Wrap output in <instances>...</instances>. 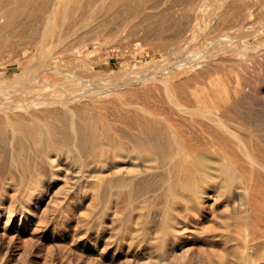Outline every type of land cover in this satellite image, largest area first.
<instances>
[{"label":"rangeland","instance_id":"rangeland-1","mask_svg":"<svg viewBox=\"0 0 264 264\" xmlns=\"http://www.w3.org/2000/svg\"><path fill=\"white\" fill-rule=\"evenodd\" d=\"M23 1L24 0H6L5 2L2 0L0 2V7L5 6V3H14L10 5H14V7L18 8L17 10L15 8L18 13V15L17 13L14 14V16L17 15L16 17L12 16V18H10V22L8 21V23L0 25V77L2 76L0 79L15 75L18 79L21 78V69L29 70V68L32 69L33 66V68L36 69L39 64V53L37 52V49H40L43 45L51 46L55 44L56 39L51 41L52 43L49 40L50 31L55 32V35L61 33L62 40H65V45L69 46V52H71L70 55H67L66 52L61 54V63L63 65L66 67L71 66L70 69L73 68V71H77L78 69L76 68L81 67L77 72H84V68H86L87 72H84L86 73L84 74V78L90 86L93 85V82L96 83V80L104 79L108 85L119 88L118 90L113 91V93L106 95L102 100L95 101V103L93 102L95 105L91 103L90 105H83L82 107V111H84V113L87 114L88 112L90 115L93 113L91 117L90 115L87 116L84 114L87 118L89 117L88 119H90L93 124H97V122H99L98 124L100 127L102 126L101 123L103 124V122H105L104 120L111 119L114 123L109 121L113 124L111 125L109 123V125L112 128L115 127L114 129H117L116 127L119 125L116 122L120 121V119L118 120L117 118V114L120 118L122 114L121 112H123L122 110H125L126 108L140 111L142 109L141 106H143L146 110L161 111L164 109V111H166L172 107L166 95L167 88L165 87V84L161 82V80L163 81L165 78V74L162 72V69L164 66H167L168 61L176 58L178 59L180 53L176 47L182 46V49L180 48L181 51L185 50L184 52L186 54H184L189 55V59L190 56L194 58L196 55L200 58L193 63V66H196L193 70L172 77L169 83H171L170 86L172 89L173 86L174 88L176 87L173 91L176 94L181 95L183 91L189 92V90H194L199 93L200 98H204V102H199L201 105H208L210 107H213V105L217 107L221 106L220 108L222 109L225 105L230 106L233 109V114L237 116L235 122L245 128V130H242L244 128H239L240 131L242 130L243 132H239L238 129L240 135L244 140L247 139L248 142L251 143H247V145L248 147L250 146L249 148L255 152L256 155L259 157L263 155L261 157H264V151H262L264 145H261V147L259 146V144H264V0H231L233 4L230 6V9L229 7H223L225 0H102V3L99 2L101 0H77V3L79 1L80 3L82 2L81 5L79 3L81 6L80 8H82L83 3V7L87 8V11L82 8L83 11L81 9L80 12V8L78 9L79 6L77 8L73 6L76 4V0H74V4L72 1L70 5L73 4L71 8H74L76 11L68 8V13H63L62 9H59L56 12L49 11L48 8L50 7L47 5L51 4L52 0H26L27 3H25L26 1ZM89 1H91L92 4L90 2L89 5H87ZM103 1L107 3V5H104L105 3H103ZM107 1H110L111 3H108ZM16 2L18 3V6ZM93 2H97L103 6L95 3L93 4ZM20 3H23L25 8L23 7V4H21L20 7ZM95 5L98 6L96 7ZM192 5L195 6V9L190 11V9L193 8ZM75 6H77V4ZM35 7H38L39 9H36ZM235 7L236 11H234ZM241 8L242 10H240ZM243 8L246 10H243ZM45 9L46 11L48 10V12H46ZM222 9H227L226 11L231 12H227V15H223L222 13L224 11ZM252 11H256V15ZM191 12L194 14L193 22L191 27H189L185 32L183 27H185L188 20L187 16L189 17ZM235 12L237 15L234 16V14H236ZM231 13L233 15H231ZM228 14H230V18ZM240 14L241 16H244L240 17ZM219 15L220 18L218 20ZM215 16H218L217 19ZM226 16L228 17L227 19ZM239 18H241L240 20L242 21L238 20ZM44 19H48L50 21L45 27L43 25V22L45 21ZM236 20L239 23L235 22ZM209 21L216 23L222 22L216 27H206V29L204 28L201 30L196 28L197 23L203 22L206 24V22L208 23ZM3 26L5 28H3ZM2 28L4 30L3 32L1 30ZM44 29L48 32L46 39L42 38V30ZM253 29L255 32H253ZM174 33H176V35ZM259 33H262L263 35H260ZM218 36L231 37L232 40L229 42H222L223 44L221 45V42L217 41L219 39ZM262 38L263 41H261ZM182 42L187 48L183 46ZM226 43L229 47L224 45ZM222 46H225L226 49ZM259 46L262 47V49ZM33 49L36 52L22 62H17L14 58L19 52L25 51L26 53L31 54V50ZM258 51L259 53H257ZM194 54L195 56H193ZM175 55L177 57H175ZM134 74H137V78L132 83L127 84V81L130 80V77ZM154 74L157 76V80H151L150 75L152 76ZM197 75L198 77H196ZM185 77H189L190 79H188L190 81L182 79H185ZM57 80L58 79L51 78L52 83H55ZM179 81L184 83L181 84ZM180 84L183 87H181ZM188 85L190 86L186 87ZM191 85L193 87L195 86L194 89H192L193 87ZM31 86L34 85L31 84ZM1 87L6 86L2 85ZM9 87L17 89L21 86L18 84H12V86H7L6 88ZM36 88L39 90L38 86H36ZM195 88H197V90ZM201 90H203V94ZM19 92L23 98H26L23 89ZM220 93L222 96L218 95ZM49 94V91H45L42 96H47ZM208 97L213 98L209 99ZM165 99L170 104L165 102ZM211 99L213 100V103ZM236 101H238L237 103H241L236 105ZM195 103L196 101H194L193 104L190 102L191 105H198V103ZM233 103H235V105H233ZM130 104L134 105L130 106ZM168 105L169 108H167ZM161 106L164 108H161ZM120 107L124 108L121 109ZM240 107L243 112L241 114L244 116L239 115V112H241ZM86 110L88 111L86 112ZM116 110L119 111V113L116 112ZM250 112L251 115H249ZM253 114L256 115L252 116ZM239 116H241V118ZM92 117H95V119ZM252 117L253 119H251ZM102 118L104 120H102ZM98 119L102 120L101 123ZM247 120H249L251 124L247 122ZM104 124L108 123L105 122ZM55 125L54 126L57 127V131H59L61 126L60 123L57 124L55 121ZM256 131L258 133H256ZM254 136L258 138L255 139ZM245 142L247 141L245 140ZM231 143L232 142H228V147H232L234 145L235 149H228L230 152L226 149L228 153H224L223 150L219 151V147L218 151L221 155L223 153L222 156L219 155V158H223V161H226V158L229 157L228 161L232 163L231 161L234 162L236 159L233 156H237V159L235 160L237 163H234L237 165H233L237 168H240L238 165L242 167L244 166L246 169L248 168L247 170L250 169L249 173L252 174L251 171L254 168L246 164L243 160L241 151L238 149L236 144L233 143L232 146H229ZM257 145L259 148L256 147ZM206 148L207 150L209 149V152L216 153L215 151L210 150V146H207ZM232 149H234V152ZM255 150H258V153ZM236 152L237 154L239 152V155H235L234 153ZM225 154L229 155L227 156ZM71 158L74 159L72 160ZM76 160L77 157L75 155L69 156L67 160L68 163L70 164L72 161L70 165L67 163L69 169L71 168L70 170L67 169L68 166H64V168L62 167L60 169L61 173H45L40 177V183H38L39 185L37 182L34 183L31 180V173H0V184L3 182V185H0V210H3V213L0 215V264H240V257L244 252V247L243 242L235 238L238 233L241 234L239 232V225L237 228L238 230H236V226L239 223L240 225L241 223L242 225L245 224V217H242V213L245 212L242 209H244L243 205L245 204V201H247L248 195L242 192L239 188L235 190L236 187L234 186H232L233 188L231 187L233 192L228 189V191L225 190L227 191L225 193L224 189L220 186L223 181L222 177L218 178L219 180L217 179L210 182L211 184L214 183L221 189L215 188L216 190H214V187H205V191L203 192L204 194L202 193L200 195L202 202L203 200L206 201L203 202L202 217L195 216V218L194 215L192 217L191 212L188 210H185V212H189L188 214H186L187 212L184 213L182 212L183 210H181L182 213H180V216L182 217H178L179 219L174 218L170 221L175 229L179 230L175 231V233L178 232L180 234L177 233L175 236V233L169 230H167L168 232L164 234L167 229V222L163 219L165 204L164 201L162 202V199L165 200L168 196L167 193L169 187L166 182L167 174L157 173L156 175V173H152L151 175V173H148L150 177L148 174L137 175L136 180V177L131 179V181H135L134 184L129 185V183H124L120 179L121 176L126 173H119L120 175H118L111 162L112 167H110V163L108 164L109 167L107 164L104 165L105 167L107 166L108 169L106 167L105 173H100L103 174V181L98 183V190L96 189L93 195L94 189L91 191V182L95 179L94 175L96 176V174L95 172L93 173V171L95 170L94 165L96 167L97 164L95 162H93V164L92 162H90L91 164H88L89 171L87 170L88 172H83V174H88L84 175L85 178L83 176L80 177L82 178L81 182L77 180L80 179L79 177L76 178V174H78L77 172L79 169L78 160ZM237 160L242 161L238 162ZM247 170L244 172L242 169H238L239 173L236 175L239 177L244 175L246 176V180L249 184L251 182L253 183L250 184V191L253 193L257 192V194H255L257 196L253 197L254 194L250 192L249 197H252L253 199L255 198L258 201L260 198L263 200V171H258V173L260 172L261 174H258L256 171L255 173L257 175L253 172L254 175L252 174V176L247 174ZM68 171L71 173H68ZM73 172H75V174ZM241 173L243 174L240 176ZM160 174L162 176L164 174V176L160 177ZM48 175L52 176V178ZM87 175L89 176L87 177ZM66 176L68 178L67 180H65ZM117 176H120L118 178L120 180L117 179L120 182L116 180ZM224 176L226 177L225 174H223V178H225ZM110 177H112V179ZM155 177L158 178L156 179ZM71 178L73 180L72 182H70ZM105 178H107L108 181H106ZM149 178H152V181L155 178L154 182L157 185L155 186L153 182V184H151V180ZM159 178H162V180L165 179V182L163 183L161 179V181H159ZM251 179L253 180L251 181ZM143 180L147 181H144L142 184ZM77 181L81 186L77 183ZM136 181H138L139 184ZM148 181L149 183H147ZM4 182H6V185H4ZM73 182H75L77 187ZM135 183L137 185H135ZM13 184H15V186ZM20 184H22V186H20ZM146 184L150 187L154 185V189L151 187L153 191L150 187L146 186ZM29 185L31 188H29ZM88 185L89 187L91 186V189ZM70 186L71 188H69ZM128 186L130 187L128 188ZM10 187H12V190ZM6 189L9 190V192ZM132 190L134 192L133 202H136L134 204L139 205L138 200H143L141 199L143 197L144 200H146H143L144 202L142 201L144 208L140 210L141 212H137L132 209ZM145 190H149L148 194ZM141 192H145V194H142ZM9 194L13 196H10ZM25 194H32L33 199L38 201V206L33 209L34 212H30L27 208V204L24 199L26 196ZM66 194L67 196H65ZM219 194L221 196H219ZM224 194L226 196H224ZM241 196L243 198H241ZM36 197L37 199H35ZM20 200L24 202V204L21 203ZM214 200L215 208L212 211L207 205L208 202H213ZM160 202L163 203V205ZM11 204H13L12 207ZM205 204L206 206H204ZM13 207L16 208L14 209ZM4 208L6 210H4ZM12 208L13 211H15L9 220L8 215L10 212L8 211ZM61 209L64 213L61 212ZM118 211L120 212L118 213ZM59 214L61 216H59ZM226 215L231 216V219H228ZM22 216L26 219L28 218L30 222L25 221V224H20ZM225 216L227 217L225 220L226 222L224 221ZM243 216H245V214H243ZM238 218L239 220L236 224V219ZM6 219L10 226H19L21 228H19L20 231L5 234L3 228L6 223ZM22 219V223H24V218ZM254 219L251 221L252 223L248 220V222H250V227L256 225V220ZM160 224L163 226L162 228L159 227ZM251 224H253V226H251ZM145 225L147 228L143 229L142 227ZM227 226L229 227L226 228ZM162 230L164 232H162ZM224 233H226L225 238L215 237L217 234ZM235 248L236 250L238 249V255L236 254ZM254 252V254H257L256 250H254ZM254 254L252 255V258L255 259L254 264H260L264 259H262L258 254L255 257ZM235 260H237V262H235Z\"/></svg>","mask_w":264,"mask_h":264},{"label":"bare ground","instance_id":"bare-ground-1","mask_svg":"<svg viewBox=\"0 0 264 264\" xmlns=\"http://www.w3.org/2000/svg\"><path fill=\"white\" fill-rule=\"evenodd\" d=\"M1 1L2 0H0V2ZM3 1L6 2V0H3ZM8 1H10V0H8ZM25 1L26 0H24L23 2H25ZM72 1L74 4V0H52V3L48 4L47 6L50 7V8H48L49 11L56 12L59 9H62L63 13H68L67 9L72 7L73 4L70 5V3ZM80 1H82V0H80ZM80 1L77 3V0H76L77 6H75L76 4L73 6L75 8H77L79 6L78 7V9H79L81 7L80 5L82 3V2L80 3ZM92 1H94V0H92ZM90 2L91 1H89L87 5H89ZM99 2L102 3V0ZM25 3H27V1ZM79 3H80V5H79ZM94 3L95 2H93V4ZM103 3H105V2L103 1ZM134 3H135V1H134ZM5 4H6L5 6L0 7V25L8 23V21L10 22V18H12V16H14V14L17 13L16 10L18 9V8L14 7V5L13 6L10 5V4H14V3H10V4L5 3ZM7 4H9V5H7ZM21 4H23V3L19 4L20 7H21ZM83 4H82V8H84ZM91 4H92V2H91ZM95 4H98V3L96 2ZM232 4L233 3L231 2V0H225V4H223V7L224 6L227 8L229 7V9H230V6ZM69 5H70V7H69ZM98 5H102V4H98ZM98 5H95V6L97 7ZM104 5H107V3H105ZM194 5H192L193 8L190 9V11H193L195 9ZM17 6H18V3H17ZM95 6H94V8H95ZM23 7L25 8L24 4H23ZM15 8H16V10H15ZM82 8H80L79 12L81 11ZM90 8H91V6H90ZM36 9H39V8L37 7ZM84 9H86V11H87V8H84ZM101 9H99V10H101ZM244 9L245 8H243V10ZM246 9H247V5H246ZM31 10H33V9H31ZM226 10L227 9L223 10L224 11L222 13L223 15H225V14L227 15L228 11H226ZM240 10H242V8ZM18 11H20V10H18ZM45 11H46V9H45ZM82 11H83V9H82ZM166 11H168V10H166ZM234 11H236V7H235ZM46 12H48V10ZM77 12H78V10H77ZM230 12H228V13H230ZM252 12H254V11H252ZM255 12H254V14H255ZM32 13H33V11H32ZM242 13H243V11H242ZM238 14H239V12H238ZM17 15H18V13H17ZM65 15H67V14H65ZM228 15L230 18V14H228ZM231 15H233V14L231 13ZM235 15H237V13L234 14V16ZM16 16H14V17H16ZM243 16L244 15L241 16V14H240V17H243ZM217 17H216V19H217ZM193 18H194V14H193V12H191L189 17L187 16L188 20L186 19L187 22L185 24V27H183L184 28L183 30L185 32L189 27H191V24L193 22ZM219 18H220V15L218 17V20H219ZM227 18L228 17L226 16V19ZM240 19L241 18H239L238 20H240ZM247 19H249V18H247ZM212 21H209L208 23L206 22V24L203 22H199L196 24V28L198 30H201L204 28L206 29V27H208V28L209 27H216L219 23L222 22L221 21L219 23H216V22H212ZM240 21H242V20H240ZM49 22L50 21L48 19H46L43 22L44 27L47 24H49ZM233 22H234V20H233ZM235 22H237V20ZM255 22H256V20H255ZM237 23H239V22H237ZM237 25H239V24H237ZM3 28H5V27L3 26ZM3 28L1 29L2 32L4 31ZM248 28H250V27H248ZM254 29H253V32H255ZM47 33L48 32L46 29L42 30V38L43 39L47 38ZM223 33H225V32H223ZM256 33H257V29H256ZM75 34H78V33H75ZM174 34L176 35V33H174ZM259 34L261 35L262 33H259ZM5 36H6V34H5ZM83 37H84V34H83ZM218 37H217V39H218ZM55 39H56V42L54 45H51V46L43 45L40 49H37V52L39 53V56H38L39 57V64H38V67L36 69L33 68L34 66L32 67V69L29 68V70L21 69V71H20L21 72L20 73L21 78H18V79L16 78V75L0 79V173H31V180L34 183L37 182V184H38V183H40L39 182L40 177L43 176L45 173H56V174L61 173L60 169L62 167L64 168V166L65 167L68 166L67 165L68 157L71 155H75L77 157V160H78V161L77 160L76 161L79 164L78 165L79 169L77 172L78 174H76V178L77 177L80 178L81 176L84 177L85 174H88V173L83 174V172L89 171L88 164L90 162H92V164H93V162H95L97 164L96 167L94 165L95 170L94 171L92 170L93 173L95 172V174H96V176L94 175V177H95L94 180L92 179L93 177L91 178L93 181L91 182L92 187L91 186L90 187L92 188L91 191H93V189H94L93 195L95 193V190L96 189L98 190V188H97L98 183L103 181V179H102L103 174H100V173H105L106 167L107 166L109 167L108 164L109 163L111 164V162L114 165V168L116 169V172L118 173V175H120L119 173H122V174L126 173L125 175L121 176L120 179L124 183H127V184L129 183V185L134 184L135 181L133 182V181H131V179H133V177H136L135 178V180H136L137 175L148 174V173H151V175H152V173H156V175H157V173H165V175L167 174L166 182H167L169 188H168L167 198L165 197L166 198L165 200L162 199V202L164 201V204H165L164 205L165 211L163 214L164 215L163 219H165V221L167 222L166 223L167 229L165 230L166 232H164L162 230V232H164V234H166L168 232L167 230L174 232V233H175V231H179V230L175 229V227L170 223V221L174 218H177V219L181 218L182 216H180L181 215L180 213H182V212H184V213L187 212L186 214L191 212L192 217H193V215H194V217L195 216H198V217L201 216L202 217V210H203V204H204L203 202H206V201L203 200V202H202L200 195L205 191L204 190L205 187H210V188L214 187V190H216L215 188L219 189L220 187H217V185H215L214 183H213L214 184L213 185L210 182L215 181L218 178L222 177L223 181H222V185L220 184V186L224 189L225 193L228 191V189L232 190V192H233L232 186H234V187H236L235 190H237V188H239L242 192H244L248 195V199H247V201H245V204L243 205L244 209L241 208L245 212V213H242V217H245V224L242 225V223H241L242 226L240 225V223L237 224V221L239 220V218L236 219V224H237L236 230H238L237 228L239 225V230H240L239 232L241 234H239L237 232L238 233L237 235H239V236L236 235L235 238L237 240L243 242V247H244V250L242 249L244 252L242 251L243 253L240 257V264H254L255 259L252 258V255L255 253L254 250L257 251L256 253L262 259H264V239H263V237H264V198H263V200H261V198H260V200H259L260 202H259L255 198L253 199L252 197H249L250 192L253 193L252 191H250V184L252 183L251 181L253 179H251V181H249V182H251L249 184L246 180V176L243 175L245 177L244 178L243 176L239 177L236 175L237 173H239L238 169H242L245 172L248 168L246 169L244 166L242 167L239 165H238V167H240V168H237L236 166H234V165H237V164H234V163H237V162H235V160L237 159V156L236 157L233 156L234 158H236L235 160L231 156V158L234 160V162L231 161L232 163H230V161H228L229 157L226 158V161H223V158H219V155H221V153L219 151L223 150L224 153H228L227 152L228 149L234 148L233 143L236 144L238 146V149L241 151V154L243 156V160L246 162V164L248 166L254 168L253 170H255V171H253L251 168L252 174H253V172L255 173L256 171H257V173H258V171H263V173H264V160H263L264 157H261L263 155H261L260 156L261 158H260L258 155L255 154V152H253L249 148L250 146L248 147L247 143H249V144H251V143L248 142L247 139H245L247 141V142H245V140L242 138V136L239 133L242 130H245V128L242 127L241 125H239V123L235 122L237 116L233 114V109L230 106H227L224 104L225 106L222 109V108H220L221 106L217 107V106H214L213 104H212L213 107H210L208 105H201V103L199 104V102H204L203 101L204 98L203 99L200 98L198 92H196L194 90L193 91L189 90V92L183 91V93L181 95H179L173 91V89H175L176 87L174 88V86H173V89H172L170 86L171 83H169V81L172 79L173 76L181 74V73H186V72L193 70V68L196 67V66H193V63H195L200 57L197 55L195 56V54H194L193 56H195V57L192 58L190 56V59H189V55H185L186 54L184 52L185 50L181 51V49H182L181 45H180L181 47H176V49L178 50L180 55L178 54L179 55L178 59L177 58L172 59V60L168 61L167 66H164V68L162 69V72L165 74V76H164L165 78L163 79V81L161 80V82H163L165 84V87L167 88V90H166L167 94L166 95H167L171 104L168 103V101L166 99H165L166 100L165 102L172 105V107L170 106L171 108L169 110H166V111H164V109L161 110V108L163 106H161V108H160L161 111L146 110L143 108V106H141L142 109L140 111H138L136 109H127L126 108L125 110H122L123 112H121L122 114H121L120 118L117 114V118H118V120L120 119V121L116 122L119 126L116 127L117 129H114L115 127L112 128L109 125V123L112 122L111 119L108 120L107 118H106L107 120H104L103 118H102V120H104L108 124H104L105 122H103V124H102L101 123L102 120H99V119L98 120L100 121L102 126L99 127V124H98L99 122H97L98 125L93 124V122H91V120L88 119L89 117L88 118L86 117V115L89 116L90 113L88 114V112H87L88 110H86L87 114L84 113V111H82V107H83V105H90L93 102L95 103V101L102 100L106 95L113 93V91H116L119 88L118 87H112V86L108 85L107 82L104 81V79H98V80L93 79V80H96V83L92 81L93 85L90 86L84 78V74H86L84 72L87 70L86 68H84V70H85L84 72L83 71L77 72L78 70H80L79 68H81V67H79V68L77 67L76 69H78V70L73 71L72 70L73 68L70 69L71 66L70 67L68 66L69 67L68 68L61 63V58H62L61 54L66 52L67 55H70L71 52H69V46L65 45L66 44L65 40H62L61 33L58 35H55V32L50 31L49 32L50 42L55 40ZM190 39H193V38H190ZM231 40H232L231 37L220 36L217 41L221 42V45H222L223 44L222 42H229ZM261 41H263V38ZM195 42H196V40H195ZM182 44H183V42H182ZM224 45H226V47L228 46L227 43ZM259 45H260V42H259ZM183 46L186 47V45H184V44H183ZM250 46H251V44H250ZM222 47L226 49L225 46H222ZM260 48L262 49V47H260ZM228 49H230V48H228ZM241 50H243V49H241ZM248 50H249V47H248ZM35 52L36 51L34 49L31 50V54L26 53L25 51L19 52L18 54H16V56L14 58L16 59L17 62H22V61L28 59ZM257 53H259V51ZM175 57H177V56L175 55ZM213 57H214V55H213ZM37 60H38V58H37ZM200 64H201V62H200ZM34 65H36V64H34ZM205 66H207V65H205ZM94 71H93V73H94ZM136 75L137 74L132 75L130 77V80L127 81V84L132 83L137 78ZM198 75L196 77H198ZM105 76H103V77H105ZM190 76L193 77L192 75H190ZM51 78L58 79V80L55 81V83H52ZM150 78H151V80H157V76L155 74L152 76L150 75ZM186 78L187 77H185V79L184 78H182V79L186 80V81H188L190 79L189 77H188L189 79L188 78L186 79ZM179 82H181V84L184 83L182 81H179ZM209 82H212V81H209ZM12 84H16V85L18 84L21 87L17 88V89H15L13 87L6 88L7 86H12ZM31 84L34 86H31ZM2 85L6 86V87H1ZM199 85H200V83H199ZM36 86L39 87V90L36 88ZM189 86L190 85H188L186 87H189ZM181 87H183V86L181 85ZM184 87H185V85H184ZM192 87H190V88H192ZM194 87L192 89H194ZM21 89L24 90L26 98H23L22 95L20 94L19 91ZM195 89L197 90V88H195ZM187 90H188V88H187ZM214 90L217 91L216 89H214ZM45 91H49L50 94L47 96H42V94L45 93ZM179 91H181V90H179ZM201 91L203 94L204 93L203 90H201ZM257 93H256V95H257ZM218 95H221V93ZM225 97H226V95H225ZM210 98H213V97H210ZM211 100H210V102H211ZM192 101L193 102L196 101V103H198V105H191V104H193ZM190 102H191V104H190ZM237 102L238 101H236V105L241 103V102L240 103H237ZM212 103H213V100H212ZM127 105H129V104H127ZM131 105L132 104H130V106ZM233 105H235V103H233ZM94 107H93V109H94ZM122 108H124V107H122ZM167 108H169V105ZM235 109H237V108H235ZM240 109H241V107H240ZM240 109H238V110H240ZM89 111H91V110H89ZM116 112L119 113V111H117V110H116ZM239 113H240L239 115L244 116L241 114V113H243L242 109H241V112H239ZM84 114H86V115H84ZM92 114L93 113H91V115ZM91 115H90V117H91ZM249 115H251V112L249 113ZM255 115L253 114L252 116H255ZM241 116H239V117L241 118ZM258 117H259V115H258ZM263 117H264V115H263ZM263 117H262V120H263ZM92 118L95 119V117H92ZM251 119H253V117ZM249 120H250V118H249ZM249 120H247V122H249ZM55 121L57 124L60 123V125H61L59 128L60 129L59 131H57V127H55V126H57V125H55ZM92 121H93V119H92ZM241 121H243V120H241ZM112 123H114V122H112ZM240 123H242V122H240ZM111 125H113V124H111ZM239 128L240 129L244 128V129H242L240 131ZM189 129H192V130H189ZM238 129H239V132H238ZM249 129H250V127H249ZM246 130H248V129H246ZM248 131H251V130H248ZM252 131H253V129H252ZM256 133H258V132L256 131ZM254 137H255V139L258 138L256 136H254ZM228 142H232L231 144H229V146L230 145L231 146L233 145V146L228 147ZM253 142H257V141H253ZM261 145L263 146L264 144H259L260 147H261ZM207 146H210V148H211L210 150L215 151L216 153L209 152V149L207 150V148H206ZM219 147H220V149H219ZM251 147H252V145H251ZM256 147H258V145ZM218 149H219V151H218ZM234 149H232V151ZM262 149H263L262 151H264V148H262ZM217 151H218V154H217ZM259 152H260V150H259ZM234 154L236 155L237 152ZM222 155H223V153H222ZM225 155H227V154H225ZM237 155H239V152ZM237 161L239 162L240 160H237ZM71 162H70V164H71ZM106 164H107V166L105 167L104 165H106ZM112 164L110 165V167H112ZM242 164H244V163H242ZM76 165H77V163H76ZM108 167H107V169H108ZM67 169H69V166ZM249 170H247L248 171L247 174L252 175L251 173H249ZM69 172L70 171H68V173ZM73 173L75 174V172H73ZM89 173H91V172H89ZM223 174L226 175V177L224 176L225 178H223ZM242 174L243 173H241L240 176ZM258 174H261V173L259 172ZM89 175H91V174H89ZM89 175H87V177ZM153 175H155V174H153ZM91 176H93V175H91ZM159 176L161 177L162 175L160 174ZM163 176H164V174H163ZM49 177L52 178V176H49ZM119 177L117 176L116 180ZM149 177H150V175H149ZM110 178L112 179V177H110ZM152 178L151 179L149 178L151 180L150 183L151 184L154 183L156 186L157 184L154 182L156 177L154 178L153 181H152ZM67 179L68 178L66 176L65 180H67ZM73 179H74V177H73ZM105 179H106V181H108L107 178H105ZM120 179H118V180H120ZM160 179L162 180V178H159L158 180L161 181ZM21 180H22V177H21ZM77 180L81 181L82 178L77 179ZM163 180H162V182L164 183L165 179H163ZM72 181L73 180L71 178L70 182H72ZM144 181H147V180H143L142 184L144 183ZM159 181H156V182H159ZM118 182H120V181H118ZM136 182H138V181H136ZM73 183L75 185V182H73ZM77 183H79V182L77 181ZM147 183H149V181ZM41 184H40V186H41ZM43 184H44V182H43ZM138 184H139V182H138ZM162 184H160V185H162ZM4 185H6V182H4ZM13 185L15 186V184H13ZM79 185H80V183H79ZM89 185H88V187H89ZM135 185H137V184L135 183ZM18 186H19V184H18ZM20 186H22V184H20ZM138 186H136V187H138ZM140 186H142V185H140ZM146 186L150 187L148 184H146ZM158 186H159V184H158ZM163 186H164V184H163ZM86 187H87V185H86ZM125 187H127V186H125ZM129 187L130 186H128V188ZM151 187L154 189V185H152ZM151 187H150V189H151ZM10 188L12 190V187H10ZM29 188H31V186ZM32 188H34V187H32ZM69 188H71V186ZM255 188H257V187H255ZM1 189H2V186H1ZM34 189H36V188H34ZM39 189H42V188H39ZM153 189H151V190L153 191ZM68 190H70V189H68ZM139 190H141V189H139ZM225 190H227V191H225ZM259 190H260V188H259ZM7 191L9 192V190H7ZM145 191L148 194L149 190L148 191L145 190ZM39 192H40V190H39ZM4 193H7V192H4ZM17 193H18V191H17ZM133 193L134 192L132 190V194H131L132 209L134 211L141 212L140 210H142V208H144L143 207L144 205L142 203V201L144 200V197L141 198L143 200H138L139 205L138 204L136 205V204H134L136 202H133L134 201L133 200L134 199ZM143 193L145 194V192H143ZM217 193H219V192H217ZM221 193H223V192H221ZM237 193H238V191H237ZM96 194H97V192H96ZM220 194H219V196H221ZM253 194H254L253 197L257 196V195H255V194H257V192H255ZM39 195H41V194H39ZM214 195H216V194H214ZM10 196H13V195H10ZM65 196H67V194ZM128 196H129V194H128ZM146 196H148V195H146ZM211 196H213V195H211ZM224 196H226V195L224 194ZM37 197L35 199H37ZM202 197H203V195H202ZM235 197H236V195H235ZM244 197H245V195H244ZM241 198H243V197L241 196ZM24 199L26 201L27 208L30 210V212H34L33 209L38 206L37 205L38 201L33 199L32 194H27ZM215 200L213 202H208V205H207L210 208V210H212V211L215 208ZM70 201H71V199H70ZM70 201H69V203H70ZM140 201L142 204L140 203ZM144 201H146V200H144ZM240 201H241V199H240ZM21 203L24 204V202H22V201H21ZM93 204H94V202H93ZM161 204L163 205V203H161ZM206 204L204 206H206ZM12 206H13V204H11V207ZM60 206H59V208H60ZM5 208H4V210L7 209V208L6 209ZM13 208L15 209L16 207H13ZM13 208L10 209V211H8V212H10L8 215L9 220L11 218V215L15 211V210L13 211ZM8 210H9V205H8ZM181 210H183V211L181 212ZM185 210H188L189 212L188 211L185 212ZM61 212H63L62 209H61ZM119 212L120 211H118V213ZM2 213H3V210H0V215ZM243 214H245V216H243ZM59 216H61V215L59 214ZM226 216H225V218L223 217L224 221L227 219V217H228V219H231L230 218L231 216H227V217ZM22 218H24V223H22V220H23ZM22 218L20 219V224H25V221L30 222V220L28 218L26 219L23 216H22ZM250 218H252V219H250ZM253 219L256 220V225L253 226V224H251V226H253V227H250L249 223ZM248 220H250V222H248ZM5 222L6 223H5L4 228H3L5 234L6 233L7 234L12 233L14 231H17V232L20 231L21 228L19 226L18 227L10 226L7 219ZM179 223H180V220H179ZM26 225H23V226H26ZM159 227L162 228L163 226H161V224H160ZM228 227L229 226H227L226 228H228ZM138 228H140V227H138ZM142 228L144 229L147 227L145 225ZM160 229H158V230H160ZM137 230H135V231H137ZM17 232H15V233H17ZM174 233H173V236H174ZM177 233H175V236ZM178 234H180V233H178ZM230 235H231V233H230ZM215 237L225 238L226 233L217 234V235H215ZM236 248H235V251L237 254L238 249L236 250ZM257 254H254L255 257ZM235 262H237V260H235ZM260 264H264V260H262V262Z\"/></svg>","mask_w":264,"mask_h":264}]
</instances>
